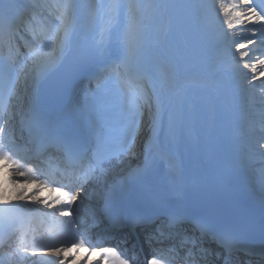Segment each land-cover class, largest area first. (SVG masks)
<instances>
[{
    "label": "snow or ice",
    "instance_id": "6c2138e0",
    "mask_svg": "<svg viewBox=\"0 0 264 264\" xmlns=\"http://www.w3.org/2000/svg\"><path fill=\"white\" fill-rule=\"evenodd\" d=\"M145 7L137 0H129L126 5L120 0H107L100 4H82L80 0H0V53L7 48V56L0 55V161L4 168L11 165L13 173L24 177L25 183L39 179L36 175L39 172L44 176L40 180L41 185L50 189L56 185L54 190L59 196L53 203L60 204V214L69 217L55 233L56 243L40 246L44 254L50 252L53 256H59L60 248L56 245L61 243L58 239L60 236L75 240L78 226L87 231L86 222L73 216L72 205L78 200L82 202L90 181L104 178L106 164L124 155L135 154L137 137L142 132L147 136L143 149L150 155L159 133L165 131L161 96L155 90L147 91L142 84L145 73L139 61L145 38L146 24L142 11ZM199 7L209 13V19L223 17L222 23L227 25V30L222 31L221 35L234 46L232 55H238L237 66L242 64L243 69L250 70V74L243 73L250 86L264 90V79H261L264 78V55L255 56L257 52L264 53V0H211V3ZM22 31L30 35L31 39H24L23 44L18 45L16 40L23 39ZM121 34L122 50H110L108 45L113 35ZM21 47L26 52H22ZM114 57L120 60L123 76L126 77L120 81L125 110L121 116L123 127L119 132L114 129L111 120L101 115L98 107L89 108L83 114L86 127L63 112H45L40 108L39 83L46 81L56 71L67 66L65 80L85 66L104 65V71H108ZM246 57L249 59L246 60ZM113 75H120L118 69H112L106 78ZM29 81H33V84L30 85ZM256 81H260L259 85H256ZM30 86L34 94L28 125L34 130L37 139L53 141L63 149L68 160L73 163L70 172L45 173L39 167H26L14 158L18 153L12 126V101L19 99L21 90L27 92ZM173 126L174 119L170 113L167 122L169 133ZM90 137L94 139V146L89 145ZM58 176L69 182L61 183ZM11 182L17 183L15 179ZM17 198L23 199V193ZM51 199L48 197L40 202L51 208L52 204L48 203ZM0 202L6 205L0 207L2 236L5 231L15 230L23 223V216L14 213L31 210L11 205L7 201ZM80 208L81 204H77L75 211ZM166 208H170V205L157 199L155 206L146 213L131 217L134 226L145 230L149 244L155 242L163 245L165 240L181 238L180 247L172 244L167 249L157 248L146 264H175L178 259L183 264H208L210 259L220 261V264H234L236 253L243 251L245 255L253 254L242 247L232 229L214 224L204 217L189 221L173 211L161 217L159 213ZM122 222L121 217L113 219L114 224ZM122 242L127 245L126 238H122ZM0 244H3L2 239ZM211 244H215L216 249L206 246ZM82 245L83 241L80 240L79 246ZM92 251L102 264H135L134 251L131 256L117 247H93ZM37 254L35 251L32 253L33 256ZM0 264H8L7 254L0 256ZM42 264L54 262L43 261Z\"/></svg>",
    "mask_w": 264,
    "mask_h": 264
},
{
    "label": "bare ground",
    "instance_id": "6f19581e",
    "mask_svg": "<svg viewBox=\"0 0 264 264\" xmlns=\"http://www.w3.org/2000/svg\"><path fill=\"white\" fill-rule=\"evenodd\" d=\"M174 1L177 4L176 11H175V6L173 5ZM188 1L190 4V8L192 10L190 12L184 10V4L182 0H161L159 2L160 4H162L161 8L157 5V7L153 11H151L148 10L149 7L147 5H144L146 7L142 9L143 13L146 10H148L150 13V19H151V21L149 22L150 26L156 23L160 24L161 21L163 20L168 21V28L166 31L167 34L171 35L170 38H167L166 36L167 34L164 33L163 29H158V31H156V34L162 37L161 40H159L158 38L151 40L148 39L147 35H145L142 50H151V49L154 50L148 51V53H146L145 55L141 54L140 56V61H142L143 57H145L148 61V64L150 62L152 63L153 68L151 65L149 66L151 72L155 77H158L161 74V76H159L158 79L155 78V82L158 83L159 86H162L167 90L164 95H160L162 102V109L166 111V115L164 117L166 121L165 131L163 135L164 141L162 144L164 150L159 149L158 143L157 141H155L153 143L151 154L150 155L146 154L143 149V143L147 139V136L145 135L144 132H142L137 137V142L140 143V148L136 149L135 154L124 155L119 160H113L112 163L114 161H117V165L115 166L118 167L114 169H109L105 167L106 168L105 176H108L110 174H114V176H116L124 169L125 166L126 167L130 166V168L126 171L125 175L131 177V176H138L140 173H144L146 177L145 179L146 183H148L149 179H151L155 183V180L159 181V178L152 179L153 173H151L150 170L156 168L155 166L156 162H161V167L158 170H156V173L164 175V177L160 179L161 183L164 181L176 182L182 179L184 183L187 181L189 187H192L193 182L197 183V189L200 192H202L206 186V179H207L206 164L209 158H213L214 167L216 166V164L220 163V165L224 167L227 175H230L231 167H233V169L238 171L237 178H238V183L240 185V194L244 200L252 202V204L264 203V196L259 194L261 191L264 192V189L261 190V188L264 187V184L261 185L260 187H257L258 193H256L254 189L251 188L252 179L249 176L252 172L251 171L252 169L258 170L261 167L257 166L258 164L254 162V158H251L252 154L246 155L245 153L243 158H240L236 155V149L234 148V135H233L234 112H233V103L231 96V85L235 82L245 84L247 88V98L249 103L248 112L252 110L255 111L258 109V106H261V103H256L253 98V95L256 93L255 88L248 84L246 78L243 75L244 72L250 73V70L243 69L242 64H240L239 67L236 64V60H238L237 59L238 55L234 57L232 54H229L228 56L231 55L230 57H225L226 62H224L220 66V69H218L217 66L214 67L216 72L211 70L213 69L212 67L206 65L205 67L207 70H209L208 73H210V75L205 74L203 72V67L198 65L199 57H196L194 59V64L197 66L196 71H192L188 74L186 73L183 74L182 79L179 82V85L178 86L175 85L172 89H169L170 83H169V79H167V76H169L171 72L169 65L175 63L179 55H182L185 58L182 46H180L181 41L180 42L177 41V39L182 40V38H184L182 32L179 30L178 18L185 17V19L191 20V17L193 16L192 23L185 26V29L187 30L185 34L188 35V32L190 33V31H192L193 38L199 43L208 42L211 43L212 45L220 44L224 40L222 38L221 33L222 31L227 30V25L222 23L223 20L222 16L219 19H216L215 17L209 19L208 18L209 13L205 9L199 7L200 5L211 3V0H188ZM80 3L82 4L91 3V0H80ZM174 11L176 14L174 13ZM176 15L178 16V18L176 17ZM172 16H174V18H171ZM148 28L149 27H146V29ZM147 33H149L148 35L149 37L150 34L154 36V34L150 30L145 32V34ZM22 36L23 39L18 38V41L20 40L24 41V39L30 40V36H28V34L23 32ZM113 37L109 42V45L110 43L113 44L115 43ZM117 40H116L117 45L116 43L115 45L118 46L119 50H122V44H123L122 34L117 35ZM6 51H7L6 48H4V53ZM3 56H6V54H4ZM256 57L259 56L256 55ZM182 62L183 64H185L186 62L187 65L189 64V59L187 61L186 59H182ZM164 67L169 68L167 72L164 69ZM226 70L235 71L236 74H239V78L238 79L234 78L230 74L226 73ZM165 72L167 76H164ZM173 74L174 72H172V75ZM64 76H65V72H64ZM111 81L115 82L114 79H111ZM66 82L69 84L70 80L67 79ZM29 84L32 85L33 81L32 82L29 81ZM155 88H158V86L151 87L150 92L155 90ZM29 90L31 91L33 90V88L30 86ZM106 90H111V91L102 95L104 96V98L102 99H106L107 102L113 103V105L123 104L122 96L119 93H117V90L113 91V88L111 86H107ZM96 94L97 92L95 91V95ZM256 100L258 101V98H256ZM115 102H117V104H115ZM94 106L101 109V107L97 106L96 104ZM254 107L255 108L257 107V109H252ZM87 111L88 109L86 111H82V113H86ZM105 112L107 115L108 113H111L109 114L110 118L112 117V115L116 114V121L118 120L119 124L123 125L121 116L124 111L120 110V106H117V109L116 108H112L110 110L106 109ZM68 113H70V111H68ZM170 113L173 115L174 126L172 131L169 133L167 131V122H168V115ZM77 117L80 118L81 122L84 124V126H86V122L83 120V115H80L78 113ZM247 119L248 116H246L244 119L245 123ZM258 119H259L258 116L252 115L250 120L248 121V124L246 123L247 129L249 128L254 131V128L257 125H259L257 124ZM120 129L121 128L119 126L117 127V129L115 128L117 132H119ZM146 131L147 130H145V132ZM255 134L253 133L251 135L253 137V141L256 140ZM148 135H151V133H148ZM14 139L18 141L19 146L22 145L23 151L18 150L19 152L30 153L29 147L30 146L33 147L34 145L33 142L28 144L25 143L24 142L25 140L23 141L22 136H20L17 132L15 133ZM250 143L251 141L249 140V146ZM253 150L259 151L258 147H255V149ZM180 151L184 153V156L183 154H180ZM227 153H229L228 156ZM186 156H189V159H187ZM247 157L251 158L252 162H254L252 163L251 167L245 164ZM118 161H121L120 164ZM242 166L244 167L247 166L249 169L251 168V170L248 169L249 171L246 174H242L240 172ZM135 168H137V171L134 173L133 170ZM0 171L5 172L3 176H0V201H7L11 205H19L21 206V208L30 209L31 211L26 212L30 216L35 211L45 215V217L47 218H50L56 209L62 207L60 204L53 203V201L58 197L57 191H55V194L53 193V195L51 196L43 191L41 192L37 191L38 184L35 183L29 184L30 181L28 183H25L24 177L15 175L10 165L9 167L4 168L3 162L1 161H0ZM256 175L257 177L255 176L254 173L255 180L258 179L259 177L258 174ZM105 176L103 182L106 181ZM13 179L17 181L16 184H13L11 182ZM108 185L109 183L104 184L102 187H97L96 191L94 192L91 191V193L89 194L87 193L86 195L83 196L82 202L79 203L82 204L84 201L83 207H85L86 205L88 206L89 203L91 202V204L93 206H96L97 209L100 208L103 204L105 188H107ZM20 193H23V199L17 198L20 195ZM33 193H35V196H33ZM48 197L52 198L51 200H48V203L52 204L51 208L47 207L45 203L40 202ZM5 206H6L5 204L0 202V207H5ZM96 208L91 207V208H87L86 210L76 212V214L80 216L79 217L80 220L81 219L85 220L88 226L87 231H84V233H82V227H80L81 228L80 230L79 228H77L78 229L77 232L78 234L80 233V235L77 234L76 238H78L79 236V240L83 241L82 238L83 235L85 236V234H88V236L92 235V237H95L97 240H100L99 235L97 234V229H96L97 227L95 228L94 225L96 224V221L99 222L102 217L99 216L98 212L95 211ZM32 222H33V217L31 223L28 222L25 224H21L18 228L13 230L12 232L13 235L11 237L9 236L5 237L3 233V235L0 236V239L3 240V247L10 248L11 242L15 241L17 237L20 240L21 239L28 240L27 239L28 235L34 233L41 234V233H46L48 231L50 232V230L51 231L54 230V228L58 225L54 223L48 224L47 227L48 231H47L46 229L40 227L38 224L34 225ZM62 223L63 222H61V224L59 223L60 226L62 225ZM32 224L34 230L33 231L26 230L27 228H30ZM46 225L47 224H45V226ZM103 230L107 231L106 228H104ZM103 230H101L100 233ZM109 232L118 235L116 232L112 230H110ZM119 233H121L122 237H125L124 235L125 233L120 231ZM115 237L122 240L121 237L118 236ZM68 238L69 239L67 240L73 244L75 240H73L71 237ZM141 239H142V242L140 241L141 245L145 246L146 243L145 241H147L146 238L144 239L141 238ZM109 240L114 241V239H109ZM174 241H176V239ZM47 243L48 245H52L55 244L56 241L54 243L51 242H47ZM71 243L70 245H72ZM104 243L105 241L103 240L95 244H104ZM61 244L62 243H59L56 246L60 247ZM77 246H72V249H75ZM107 246L108 245H105L104 247ZM209 246L215 249L214 246L211 245ZM32 253L33 252H29L27 255L28 260H31L32 264H42L43 261L54 262V264H60L61 261H63V264H82V262H84V264H102V262L99 260L98 257H96L95 260L88 259V257L84 256L83 254H79L76 257V254L73 253L72 251L65 253L60 250L59 256H53L51 255L50 252L44 254L42 253V251H37L38 254L36 256H33ZM6 254H8V252ZM8 256L10 257L9 264H13L14 257H12L10 254H8ZM245 259L247 258L239 257V261H234V264H245L244 262ZM213 262L215 261L210 259L208 264Z\"/></svg>",
    "mask_w": 264,
    "mask_h": 264
},
{
    "label": "rangeland",
    "instance_id": "374dc122",
    "mask_svg": "<svg viewBox=\"0 0 264 264\" xmlns=\"http://www.w3.org/2000/svg\"><path fill=\"white\" fill-rule=\"evenodd\" d=\"M160 1L161 0H137V2H139L140 4L147 5L149 7L148 10H151V11H153L157 7V5L160 8L162 7V4L159 3ZM28 2H37V0H28ZM39 2H44V0H41ZM106 2H107V0H91V3H96V4L106 3ZM120 2L124 5H126L129 2V0H120ZM182 2L184 4V10L189 11V12L192 11L190 8V4H189L188 0H182ZM91 3H85V4H91ZM173 5L175 6V11H176L177 4L175 3V1L173 2ZM152 6H155V7H152ZM148 10H146L144 12L145 24H146V27H149L148 29H145V32L150 30L154 34L155 37L152 36L151 34L149 37L148 36L149 33H147L145 35H147L148 39H151V40H153L155 38H158L159 40H161L162 37H160V35L156 34V31H158V29H163L164 33L167 34L166 30L168 28V21L163 20V21H161L160 24L156 23V24H152L150 26L149 22L151 21V19H150V13ZM175 11H174V13H175ZM176 17L178 18L177 15H176ZM171 18H174V16H172ZM192 19H193V16L191 17V20L185 19V17L178 18L179 30L182 32V35L184 38H182L183 41L180 39H177V41H179V42L181 41L180 46H182L185 58L182 55H179V57L176 59L175 63L169 65L171 72H170V75L167 77L169 79V83H170L169 88L170 89H172V86H174V83L176 82V80H178L179 77L182 78L183 74H185V73L188 74L191 71H196L197 66L194 64V59L196 57H199L198 65L203 67V72L205 74L210 75V73H208L209 70H207L205 67L206 65L209 67H212L213 69H211V70L216 72L214 67L217 66L218 69H220V66L224 62H226L225 57H230L231 55L230 56H228V55L232 54L234 52V46L230 43V41L226 42L225 40H223L220 44L212 45L211 43H208V42H202V43L197 42L193 38V32L192 31H190V33L188 32V35H186L185 33L187 32V30L185 29V26L191 24ZM121 32H122V30H121ZM22 33H21V35H22ZM28 36H30V35H28ZM166 36H167V38L171 37L170 34H167ZM113 38H114L113 40L116 42L117 35H114ZM30 39H31V36H30ZM188 39H189V41H188ZM20 41H22V40H20ZM20 41H18V38H17L16 43L18 45H22L23 41L22 42H20ZM251 47H253V46H250V48ZM6 50H7V48H6ZM21 51L26 52V49L21 47ZM2 54H6V56H7V51L4 53V50H3V52L0 53V55H2ZM256 55L261 56V55H264V53L257 52L255 54V56ZM250 57H252L251 52H250ZM182 59H186V61L189 59V64L186 65V62H185V64H183ZM237 59H238V56H237ZM245 59L247 60V59H249V57H246ZM177 67H180V69H182V70H180L178 73L175 72V74L172 75V72H174V70L177 69ZM118 69L120 72H122L120 67ZM168 69H169L168 67L165 68V70H168ZM176 73H177V75H176ZM261 79H264V78H261ZM255 83H256V85H259L260 81H256ZM103 86H104V84H102L100 87L95 89V91L97 92L96 97H95V93H94V96H93V94H91L92 97H90L89 100H92V101L93 100L94 101L99 100L100 101L102 98H104V96H102V95H104L106 93V89L103 88ZM254 88H255L256 93L253 95V98H254L256 103H261V106H258V109H257V107L252 108V109H257V110L250 111V117L252 115H256L259 118L258 123H257L259 125H257L254 128V131H252V133L253 132H254V134L256 133L255 134L256 140L253 141V138H251L252 141L250 143V154L253 155V156L251 155V158H254V162H256L258 164L257 166L261 167L258 170H255V169L251 170L252 171L253 185L256 187V183L259 184L261 182H264V90L260 89L259 87H254ZM117 90L120 91L122 98H123V103L125 105L123 89L120 90L119 84H117ZM162 93H164L163 90H162ZM173 93H175V92H173ZM30 94L31 93L29 91V88H28L27 92H23L21 90L20 98L14 99V101H12V104L14 105V107H12V109H11L13 116H14V118L12 120V126L14 129V132L18 131L17 130L18 129L17 118L21 114L25 113L27 105H28V98H29ZM256 98H258V101L256 100ZM102 100H106V99H102ZM108 105H110V104H108ZM121 107H122V109L125 110V107H123L122 105H121ZM112 117L115 121L114 123L116 124V114L112 115ZM137 143H138L137 148L139 149L140 143L139 142H137ZM252 144H253V147H252ZM251 147H252V151H251ZM255 147H258L259 151H254L253 149H255ZM260 150H262V151H260ZM17 153H18V149H17ZM16 157H18L16 159H19L21 163H24L25 166L28 167L27 164L30 162L25 157H23L20 153H18V155ZM118 162L120 164L121 161H118ZM111 163L106 164L105 167H107L109 169H114V168L118 167V166H115V165H117V161H114L112 164ZM113 164H114V166H113ZM129 168H130V166L129 167L125 166L124 169L120 173H118L117 175H121L122 173L126 172ZM4 173L5 172L0 171V176H3ZM254 173H255L256 177H257L256 174L259 175L257 180H255ZM114 178H115L114 174H110L108 176H105L106 181H104V182H103L104 178H102L101 180H98V181L97 180L90 181V183L88 185H86L87 193L89 194V193H91V191L92 192L96 191L97 187H102L104 184L110 183L111 181L114 180ZM40 180H41L40 178L37 180H32L29 182V184L30 183L38 184V190L37 191H40V192L43 191L50 196L53 195V193L55 194L54 188L56 185L53 186V189H50L48 187L41 185ZM61 183H68V181L67 182H61ZM57 196H59V193ZM79 202H81V200L76 201L72 205V209L74 210V214L73 213L72 214L78 220H80V218H79L80 216L75 213V209H76V205L79 204ZM60 209L61 208L56 209L50 218H47V217H45V215L34 211V213L31 214V219L33 217L32 223L34 225L38 224L40 227H42L46 230H47L48 224L54 223V224H56V225L58 224V225L54 228V230H52V231L50 230V232L47 230L48 232H46V233H41V234L34 233L31 235H28V237H27L28 240H23V239L20 240L17 237L15 239V241H12L14 243L11 242L10 248H5V247H3V244H0V256H4L8 252V254H10L12 257H14L13 258V264L14 263L15 264H32L31 260H28V256H27L28 253L34 252V251L35 252L42 251L40 246H44V247L49 246L47 242L54 243L56 241L55 233L60 230L61 222H65L69 219V217L62 216L60 214ZM81 220H83V219H81ZM43 222H45V223H43ZM33 224L30 228H27L26 230L33 231L34 230ZM45 224H47V225L45 226ZM78 228H79V230L81 229L80 226H78ZM77 231H78V229H77ZM84 231L85 230L82 227V233H84ZM77 234H78V232H77ZM78 235H80V233ZM58 239L62 243L59 247L62 252L66 253V252L72 251L73 253L76 254V257L79 254H83L84 256H87L88 259H93V260H95V258L98 257L96 253H93V251H92L93 247L97 248V247H100L103 245H109V246L114 245L113 243H106V244L97 245V244H94L93 242H86V241L84 242L83 241V245L79 246V241H80L79 236H78V238L75 239L73 244L67 240V239H69L68 237L60 236ZM70 243L72 245H70ZM74 244H76L78 246L75 249H72V246H74ZM34 245H36L37 247H34ZM156 245L161 246L158 244H156ZM22 249H27V251H22ZM147 253L148 254H147L146 258H143V257L140 258L139 259L140 261L138 260L137 262H135V264H146V262L148 260H150V257H152V254H153V253L150 254L149 252H147ZM73 259H76V258H73ZM9 260H10V257L8 256V264H9ZM82 264H84V262H82Z\"/></svg>",
    "mask_w": 264,
    "mask_h": 264
},
{
    "label": "water",
    "instance_id": "95a60500",
    "mask_svg": "<svg viewBox=\"0 0 264 264\" xmlns=\"http://www.w3.org/2000/svg\"><path fill=\"white\" fill-rule=\"evenodd\" d=\"M66 71L67 68H65L64 70L59 69L58 71H56L48 78L45 86H43L40 90L41 98L56 108H63L65 106L64 104H66L73 97L81 79L85 74V70L83 69L80 71L79 75L75 73L71 76V79H69L70 83L68 84L64 76V72ZM115 177L116 178L111 181L113 185L110 184L107 188H105L104 201L106 200L107 196L109 197L111 194H114L115 191H117L120 187L125 186L127 181H129L130 179V177L128 175H125V173H122L121 175H117Z\"/></svg>",
    "mask_w": 264,
    "mask_h": 264
}]
</instances>
